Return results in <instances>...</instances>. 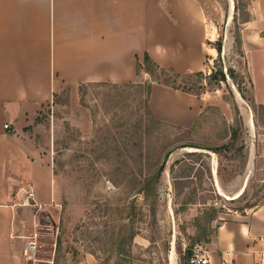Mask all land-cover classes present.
<instances>
[{
	"label": "rangeland",
	"instance_id": "rangeland-1",
	"mask_svg": "<svg viewBox=\"0 0 264 264\" xmlns=\"http://www.w3.org/2000/svg\"><path fill=\"white\" fill-rule=\"evenodd\" d=\"M197 1L213 40L202 72L154 79L143 68L130 84H61L22 130L51 163L53 201L40 214L31 209L29 223L42 260L172 264L174 248V264H186L185 251L206 246L223 219L264 203V109L241 48L253 1L232 0V21L231 0ZM150 85L185 98L174 118L152 114ZM165 161L146 203L145 180Z\"/></svg>",
	"mask_w": 264,
	"mask_h": 264
},
{
	"label": "crops",
	"instance_id": "crops-1",
	"mask_svg": "<svg viewBox=\"0 0 264 264\" xmlns=\"http://www.w3.org/2000/svg\"><path fill=\"white\" fill-rule=\"evenodd\" d=\"M252 1L241 48L264 109V0ZM207 32L197 0H0V264H20L29 223L36 224L31 209L40 214L53 201L51 163L22 130L60 85L130 84L143 76L145 54L172 74L202 72L213 42ZM184 99L154 85L151 112L174 118ZM263 240L264 203L232 213L205 246L209 264H255Z\"/></svg>",
	"mask_w": 264,
	"mask_h": 264
},
{
	"label": "trees",
	"instance_id": "trees-1",
	"mask_svg": "<svg viewBox=\"0 0 264 264\" xmlns=\"http://www.w3.org/2000/svg\"><path fill=\"white\" fill-rule=\"evenodd\" d=\"M218 53H221V47L218 46L216 48ZM140 69H145L146 73L149 74L152 78L156 79V73H158L161 76H165V75H172V76H178V75H173L172 73L165 71L163 69H161L157 64H155L152 59L149 57L148 54L144 55V61H143V66L139 65ZM220 77H221V81H225V76L223 74V72L219 73ZM215 79L217 78L216 76L214 77ZM151 91H152V85H150L148 87V97H150L151 95ZM168 158V156L166 157ZM165 163L166 161L161 165V167L157 170V173L154 175L153 178H147L145 180V186H143V198L146 201V203H149V200L152 199V197L154 198L156 196V191L155 189H153V187H151V185L153 183H157L159 182L161 175L163 174L164 170H165ZM148 209H147V213L149 214L150 217H156V209H155V204H153V202L150 205H147ZM132 214L136 215V208L133 207L132 210ZM145 215V210L143 209V216ZM218 228V227H217ZM134 237H131V241L133 243ZM211 239L207 240L206 243L208 244L210 242ZM188 250L187 249L184 253V260L188 261L189 257H188ZM187 263V262H186Z\"/></svg>",
	"mask_w": 264,
	"mask_h": 264
},
{
	"label": "built area",
	"instance_id": "built-area-1",
	"mask_svg": "<svg viewBox=\"0 0 264 264\" xmlns=\"http://www.w3.org/2000/svg\"><path fill=\"white\" fill-rule=\"evenodd\" d=\"M9 129L10 127L5 125V130ZM32 197L33 194L30 193L25 205H30L29 201ZM191 250L193 251V256L188 259L186 264H209L208 251L206 250L205 245H196ZM20 260V264H52V262H47L40 258V246L37 234L26 237V242L24 244ZM255 264H264V250L259 255V259Z\"/></svg>",
	"mask_w": 264,
	"mask_h": 264
},
{
	"label": "bare ground",
	"instance_id": "bare-ground-1",
	"mask_svg": "<svg viewBox=\"0 0 264 264\" xmlns=\"http://www.w3.org/2000/svg\"><path fill=\"white\" fill-rule=\"evenodd\" d=\"M231 12V14H230V20L232 21V11H233V3H232V0H231V10H230ZM251 123V126H252V122H250ZM250 125V124H249ZM190 150H194V151H196L195 149H190ZM215 164H216V162H215ZM219 188V187H218ZM219 191L221 192V190L219 189ZM243 191V190H242ZM241 193V192H240ZM240 193L235 197V198H238L239 196H240ZM173 250V253H172V264H174V261H175V259H174V248L172 249Z\"/></svg>",
	"mask_w": 264,
	"mask_h": 264
},
{
	"label": "water",
	"instance_id": "water-1",
	"mask_svg": "<svg viewBox=\"0 0 264 264\" xmlns=\"http://www.w3.org/2000/svg\"><path fill=\"white\" fill-rule=\"evenodd\" d=\"M193 256V251L192 250H188V257L190 258V257H192Z\"/></svg>",
	"mask_w": 264,
	"mask_h": 264
}]
</instances>
